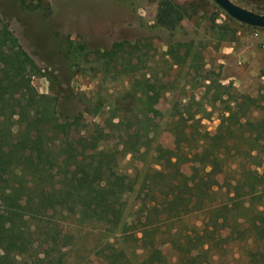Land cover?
Masks as SVG:
<instances>
[{
  "label": "trees",
  "instance_id": "trees-1",
  "mask_svg": "<svg viewBox=\"0 0 264 264\" xmlns=\"http://www.w3.org/2000/svg\"><path fill=\"white\" fill-rule=\"evenodd\" d=\"M21 1L32 9L48 7L45 0ZM250 11L264 15L258 6ZM189 15L188 8L161 0L156 19L174 28ZM34 74H42V69L0 18V264H72L70 248L76 234L67 231L69 223L101 230L107 238L122 227L125 196L134 190L137 178L118 171V155L144 160L156 124L128 105L124 110L134 122L121 114L115 116L117 122L111 118L110 125L94 122L90 138L78 141L74 132L88 126L85 113L98 110L87 105L68 113L64 107L61 116L62 102L75 98L76 92L70 85L60 89L53 72L51 87L59 89L53 95L40 93L32 82ZM209 81L207 91L213 90L209 107L203 99L193 98L175 121L181 127L180 133L174 129L180 137L178 148L188 153L176 152L173 157L191 161L190 173L158 180L157 188L148 185V212L121 232L142 248L170 242L180 253L175 264H187L194 249L201 256L197 264H214L215 247L229 242L217 231L236 230L233 241L245 249L246 264H264V206L259 202L264 192V84L252 95L232 82ZM215 111L220 121L211 133L201 122ZM113 131L121 148L103 146ZM195 147L200 154L193 152ZM220 173L224 180L217 187ZM223 188L225 196L219 198L217 192ZM194 213L203 215L200 225L178 226ZM95 251L106 264H133L117 242L108 240ZM154 260L150 255L140 264Z\"/></svg>",
  "mask_w": 264,
  "mask_h": 264
},
{
  "label": "rangeland",
  "instance_id": "rangeland-1",
  "mask_svg": "<svg viewBox=\"0 0 264 264\" xmlns=\"http://www.w3.org/2000/svg\"><path fill=\"white\" fill-rule=\"evenodd\" d=\"M160 1L45 0L48 7L32 9L21 0H0V18L42 69V74L32 77L37 90L53 95L56 88L66 90L70 85L77 95L62 102L61 116L64 107L68 113L85 110L87 105L98 110L97 114L85 113L88 126L74 132L78 141L90 138L94 122L110 125L111 118L119 120L115 117L119 114L130 124L134 122V117L124 110L128 105L138 116L148 114L156 124L144 160L118 155V171L137 178L134 190L125 196L122 227L107 238L101 230H84L69 223L67 231L76 234L70 248L72 264H106L95 250L108 240L117 242L133 264H140L150 255L155 259L153 264L179 263L180 253L170 242L161 241L153 249L142 248L135 239L125 240L121 230L133 227L148 212L145 202L149 186L157 188L158 180L164 182L171 175L185 177L190 173L191 161L173 157L176 152L181 156L188 153L178 148L180 137L175 130L180 133L181 127L175 121L193 98L203 99L209 107L213 94V90L207 91L209 79L215 83L236 82L234 87L252 95H257L264 84L259 78L264 73V28L240 22L214 0H172L179 8H188L190 15L170 28L157 22ZM231 1L248 10L253 6L264 10V0ZM53 72L58 76V87H51L49 75ZM237 77L244 83L237 82ZM218 116L215 111L202 117V128L214 133ZM139 126L144 130L141 123ZM119 142L113 131L103 146L121 148ZM193 152L200 154L201 149L195 147ZM223 180L224 173H220L216 186ZM225 191L220 189L217 196L223 198ZM259 199L264 206V192ZM202 218L201 213H194L178 226L200 225ZM130 233L137 235L133 230ZM217 234L229 242L215 247L214 264H246L245 249L239 241H233L236 230L221 229ZM188 257L187 264H197L201 259L195 249Z\"/></svg>",
  "mask_w": 264,
  "mask_h": 264
},
{
  "label": "water",
  "instance_id": "water-1",
  "mask_svg": "<svg viewBox=\"0 0 264 264\" xmlns=\"http://www.w3.org/2000/svg\"><path fill=\"white\" fill-rule=\"evenodd\" d=\"M221 6L230 16L240 22L264 28V15L250 11L231 0H214Z\"/></svg>",
  "mask_w": 264,
  "mask_h": 264
},
{
  "label": "crops",
  "instance_id": "crops-1",
  "mask_svg": "<svg viewBox=\"0 0 264 264\" xmlns=\"http://www.w3.org/2000/svg\"><path fill=\"white\" fill-rule=\"evenodd\" d=\"M253 77H254V79H256L257 78V75H255L254 74V72H253ZM260 79H263L264 80V73L263 74H261V76L259 77ZM230 79H233V80H235V77H230ZM236 80H237V82H241V83H244V79H242V78H236ZM227 81H229L228 79H227ZM235 85H236V82H233Z\"/></svg>",
  "mask_w": 264,
  "mask_h": 264
}]
</instances>
